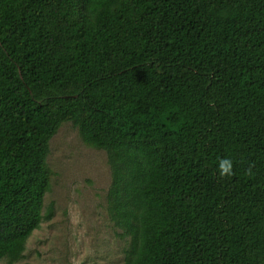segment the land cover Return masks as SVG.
<instances>
[{
    "label": "trees",
    "instance_id": "16d2710c",
    "mask_svg": "<svg viewBox=\"0 0 264 264\" xmlns=\"http://www.w3.org/2000/svg\"><path fill=\"white\" fill-rule=\"evenodd\" d=\"M65 123L107 154L123 264H264V0H0V261L53 217Z\"/></svg>",
    "mask_w": 264,
    "mask_h": 264
},
{
    "label": "rangeland",
    "instance_id": "374dc122",
    "mask_svg": "<svg viewBox=\"0 0 264 264\" xmlns=\"http://www.w3.org/2000/svg\"><path fill=\"white\" fill-rule=\"evenodd\" d=\"M48 165L54 175L43 215L50 206L54 214L33 233L25 259L16 264H123L128 239L108 216L106 152L87 147L72 123H65L50 142Z\"/></svg>",
    "mask_w": 264,
    "mask_h": 264
},
{
    "label": "clouds",
    "instance_id": "9594fccd",
    "mask_svg": "<svg viewBox=\"0 0 264 264\" xmlns=\"http://www.w3.org/2000/svg\"><path fill=\"white\" fill-rule=\"evenodd\" d=\"M219 172L222 177H228L233 174L232 161L229 159H222L219 162Z\"/></svg>",
    "mask_w": 264,
    "mask_h": 264
}]
</instances>
